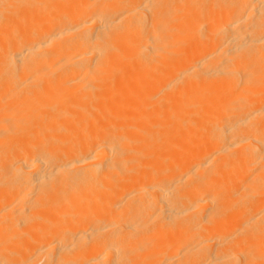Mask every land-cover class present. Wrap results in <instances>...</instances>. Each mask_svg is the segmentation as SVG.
I'll return each mask as SVG.
<instances>
[{"label": "bare ground", "instance_id": "obj_1", "mask_svg": "<svg viewBox=\"0 0 264 264\" xmlns=\"http://www.w3.org/2000/svg\"><path fill=\"white\" fill-rule=\"evenodd\" d=\"M0 264H264V0H0Z\"/></svg>", "mask_w": 264, "mask_h": 264}]
</instances>
